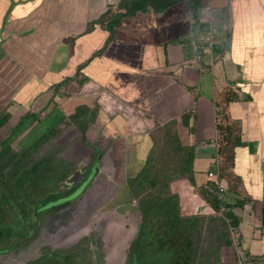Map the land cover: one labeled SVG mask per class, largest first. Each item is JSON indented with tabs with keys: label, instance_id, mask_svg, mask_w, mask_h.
<instances>
[{
	"label": "crops",
	"instance_id": "1",
	"mask_svg": "<svg viewBox=\"0 0 264 264\" xmlns=\"http://www.w3.org/2000/svg\"><path fill=\"white\" fill-rule=\"evenodd\" d=\"M120 1L0 0V110L8 113L0 138L12 130L9 148L19 152L47 129L59 128L60 135L43 146L76 168L68 180L79 182L90 162L94 171L87 186L114 187L110 210L116 224L124 225L112 224L113 217L95 229L106 234L107 264H120L122 254L129 264L139 225L131 226L136 207L129 206L126 183L143 166L152 132L169 122L181 145L194 152V185L177 179L169 191L177 195L182 216H213L196 193L207 182L225 184L216 178L214 155L221 91L237 94L227 113L239 123L245 143L234 150L232 172L248 194L261 195L264 183V0H210L209 12L202 0H135L145 10L122 15L109 32L114 14L124 13L116 9ZM209 28L214 30L211 48L197 63L191 40ZM79 106L92 118L82 138L79 126L67 119ZM26 113L33 117L24 118ZM94 153L98 157L91 162ZM97 193L99 200L107 199ZM247 203L238 212L242 261L264 255V227L258 214L244 208ZM71 205L39 213L61 218ZM50 225L51 232L69 224ZM219 257L217 264H235L231 247L222 248Z\"/></svg>",
	"mask_w": 264,
	"mask_h": 264
},
{
	"label": "trees",
	"instance_id": "2",
	"mask_svg": "<svg viewBox=\"0 0 264 264\" xmlns=\"http://www.w3.org/2000/svg\"><path fill=\"white\" fill-rule=\"evenodd\" d=\"M164 7L165 5L160 8L154 7L153 11L159 12ZM110 9L111 7L107 8L102 16L107 15ZM116 9H123L124 13L114 14L115 17L109 22V32L122 15H133L137 11L145 10L143 5H138L135 0H121L116 5ZM74 77L62 80L59 85H65V81ZM235 100L237 94L234 91H221L215 103L217 106L214 154L217 164L216 178L225 182V194L219 202L215 195L204 187L198 189L200 197L214 215L219 212L220 207H223L220 217L180 216L177 195L170 193L169 184L177 179H186L190 185H194L193 147L181 145L175 132L174 122L155 129L150 135L151 147L143 166L126 183L130 196L136 200L139 214V228L129 253V264H139L141 254L154 257L153 261H158L159 264H215L219 262L222 248H232L229 228L237 227L238 212L242 210L244 203L238 193L239 179L232 172L234 150L245 145L241 140L239 123L231 121L227 113L228 106ZM88 113L86 107L79 106L67 117L68 123L79 126L81 138L87 124L92 120ZM27 117L33 115L26 113L24 118ZM7 120L8 113H0V128ZM181 122L186 124L185 118ZM64 123L66 124L63 121ZM60 133L61 129L51 127L28 148L19 152L9 148L12 130L0 140V227H13V229L9 228L8 234L7 231L4 234L0 232V239L7 241L11 239L16 242L8 245L9 248L20 245L22 237L29 234V228L32 229L31 232L36 230L37 219L40 216L39 209L47 210L50 206L48 212H53L65 206L69 207L75 197L87 188L89 176L94 171L93 167H90V162L81 174L79 182L73 184L68 182V177L76 171L71 163L52 153L34 158V154L41 146L58 137ZM96 157L98 154L94 153L90 161L92 162ZM61 182L63 185L60 184ZM65 185L68 187L64 188ZM206 185L211 189L216 187V184L211 182H207ZM47 195H51V198L47 199ZM2 206H6L7 210H12L14 213L4 214ZM1 217L9 221L6 220L7 223H4ZM257 218L261 227H264V203L259 209ZM14 222L18 225L13 226ZM205 229H208L206 238L213 245L211 255L202 252L200 254L195 244ZM65 259L70 260L66 256ZM250 259H246L242 264H252Z\"/></svg>",
	"mask_w": 264,
	"mask_h": 264
},
{
	"label": "rangeland",
	"instance_id": "3",
	"mask_svg": "<svg viewBox=\"0 0 264 264\" xmlns=\"http://www.w3.org/2000/svg\"><path fill=\"white\" fill-rule=\"evenodd\" d=\"M1 110H0V113L4 111V108H2ZM3 130H4L3 128L0 129V132H2ZM0 139H2V137ZM15 145L16 144L14 143L12 146L15 148L16 147ZM49 151H52V150L50 149ZM49 151H48V147L42 146L34 154V158L48 155ZM52 154L57 155L56 153H52ZM70 181L71 180H69L68 182ZM239 183L240 182H238L237 184L238 193L243 198V202L245 200H247L248 202L247 203L248 206L246 205L247 207H244V208L245 209L249 208L250 211H252V213L256 217V214H258L262 203H264V191L261 192V195H260V191L256 192V195L248 194V192L244 191V187L246 186L241 187ZM217 184L218 186H221L224 190L226 189L225 184L224 185H221V183H217ZM67 187H68L67 185L64 186V188H67ZM107 188L108 187L102 186L99 184L96 186L95 185L94 186L91 185L89 187L87 186V188L83 192H81V194L79 195L80 197L78 198V200L71 205L70 209H67V211L62 213L63 217L61 218L53 216V219H51L50 214H49V217L38 216L36 230L34 232L33 231L31 232L32 229L31 228L28 229L30 230L29 232L30 235L28 236L31 237L29 243H26V241H28L27 235L24 238L22 237L23 241H25L26 244L24 246H19L13 249L12 251H8L4 253L3 255H0V264H24L23 262H25L24 260L26 259L42 257L45 254H50L52 258H49V257L47 258L45 256L44 258H41L40 260L35 261L34 264H98V263L107 264L104 261L105 255L103 253V250L106 249L105 244L103 243V236H105L106 234L105 235L103 234L102 227H101V230L95 231L96 225L98 223L100 224L101 221H106L107 219H110V218L112 219L113 217L116 216L113 210H110L113 204V201L110 202V197L112 196L114 187L109 186L108 188L109 191ZM98 189L101 190V192L106 194L107 199L105 198L104 200V198H102L103 199L102 201L101 199L99 200V197H98L99 193H97ZM196 194L197 196H199V199H200L201 197L198 191ZM46 198L50 199L51 195L50 196L47 195ZM128 203H129V206H133V207H136V204H137L135 199L129 200ZM6 206L1 207V209L3 210V213L4 214L8 213L11 215L12 214L11 212L13 211L7 210ZM133 211L134 212L132 213V216H131V226L136 228L139 225V214L138 212H135L137 211L135 208ZM76 212H79L82 215V217H79V216L75 217L74 214H76ZM196 212H201V209L199 210L196 209ZM179 214L180 216H182L180 211H179ZM195 214L199 215V213H195ZM212 215H214V213ZM214 216L220 217L218 213ZM3 217H5V215ZM183 217H188V216H183ZM202 217L208 218L209 216H202ZM2 219L4 223H7V221H9V219L8 220L5 218H2ZM59 220H61L62 225L64 224L66 225V223L69 225L68 226L66 225L67 227L64 229L60 228L59 226H56L54 227V231L50 232V228H49L51 227L50 224H57ZM112 221L113 220H111V222ZM117 221H118V218L115 217L114 222L112 224H116ZM123 222L124 221H122L119 224H116L115 226H121ZM17 225L18 223L14 222L13 226H17ZM214 226L216 228L217 225L215 224ZM9 228L13 229V227H9ZM9 228L0 227V232L4 234V232L7 231L6 234H8L10 232ZM235 229L238 232L237 227ZM207 231L208 229H205L201 232V235L199 239L195 241V244L200 254L202 252L204 254L207 253L211 255V252L213 251V245L210 244L206 238ZM228 234H229L230 241L232 243L233 254H235L236 256L235 264H240V261H242V259H238V258L242 257L241 249H239L240 253L236 254V250L238 249L234 245V242L231 239L230 228H229ZM119 236L122 239L123 234L113 235V237L115 238ZM111 240L117 241V239H113V238H111ZM0 242H2L1 239H0ZM240 246L242 245L240 244ZM65 256L70 258V260L66 261ZM140 256L141 258L139 260V264H159L158 261L157 262L153 261L154 257H149L150 255L141 254ZM124 259H125V255L122 254L121 259H120L121 261L120 264H124L123 263ZM211 261H212V257H211Z\"/></svg>",
	"mask_w": 264,
	"mask_h": 264
},
{
	"label": "built area",
	"instance_id": "4",
	"mask_svg": "<svg viewBox=\"0 0 264 264\" xmlns=\"http://www.w3.org/2000/svg\"><path fill=\"white\" fill-rule=\"evenodd\" d=\"M204 2V5L202 7L204 12H209L210 10V5L209 2L210 0H202ZM214 30L212 28H209L203 36H199L197 40H191L192 48L194 51V60L195 62H199L201 59V55L211 48L212 44V37H213ZM204 189H207L210 191L213 195H215L216 199L221 202L223 195L225 194V190L216 184L215 189H211L207 185L204 186ZM223 211V207L219 208L218 215ZM230 235L231 239L234 242V245L237 247L238 250H236V254L240 253V248H239V233L236 231L235 228H230ZM242 253V252H241ZM238 259H242L238 258ZM252 261V264H264V255L261 256H255L250 259ZM244 261H240V264H242Z\"/></svg>",
	"mask_w": 264,
	"mask_h": 264
},
{
	"label": "flooded vegetation",
	"instance_id": "5",
	"mask_svg": "<svg viewBox=\"0 0 264 264\" xmlns=\"http://www.w3.org/2000/svg\"><path fill=\"white\" fill-rule=\"evenodd\" d=\"M11 235V234H10ZM28 235H30V234H28ZM27 235V240L28 241H26V243H29V241H30V236H28ZM12 237L14 236L13 234L11 235ZM24 237H26V236H23V238ZM23 238L21 239V241L19 242L20 243V245H18V246H15V247H11V248H9L8 247V245H11V244H14V243H16L15 241H11V239L10 240H2V242H0V255H3L4 253H6V252H8V251H12L13 249H15V248H17V247H19V246H24L26 243H25V241H23ZM9 239V238H8ZM49 257V258H52V256L50 255V254H45V255H43L42 257H38V258H30V259H26V260H24L25 262H23L24 264H34L35 263V261H37V260H40L41 258H44V257ZM98 261V260H97ZM100 262V261H99ZM98 264H100V263H98Z\"/></svg>",
	"mask_w": 264,
	"mask_h": 264
}]
</instances>
